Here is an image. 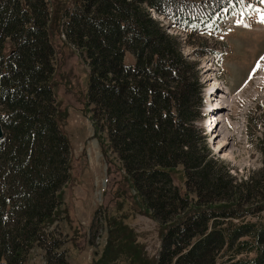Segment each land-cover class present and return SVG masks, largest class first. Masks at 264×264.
<instances>
[{"label": "trees", "instance_id": "obj_1", "mask_svg": "<svg viewBox=\"0 0 264 264\" xmlns=\"http://www.w3.org/2000/svg\"><path fill=\"white\" fill-rule=\"evenodd\" d=\"M230 1L73 0L66 11L68 1L51 0L49 12L48 0H0V264H26L36 246L46 264H70L65 242L47 230L70 177L49 36L61 26L85 53L95 129L106 130L136 198L159 223L156 264H264V218L244 220L256 213L242 212L264 195V172L240 179L211 155L196 123L198 63L152 15L192 36L232 13ZM199 43L208 49L205 40ZM179 165L184 191L171 175ZM116 227L118 234L128 229L121 222ZM129 232L117 251L140 264L141 247ZM142 260L147 264L144 253Z\"/></svg>", "mask_w": 264, "mask_h": 264}, {"label": "rangeland", "instance_id": "obj_2", "mask_svg": "<svg viewBox=\"0 0 264 264\" xmlns=\"http://www.w3.org/2000/svg\"><path fill=\"white\" fill-rule=\"evenodd\" d=\"M48 1L49 12H52L51 0ZM65 1H68L65 10L69 11L74 6L73 0ZM230 5L233 8L240 6L238 12L241 17H245L246 24L233 23L226 28L219 26L206 31V35L191 36L181 32L177 36L181 52L189 60L199 62L201 59L203 50L199 41L202 39L206 41L208 50L223 49L217 57L224 78L233 90L245 83L247 92L243 101H248V105L240 102L239 95L235 99L234 110L237 116L240 113L248 114L249 120L254 114L252 150L240 145L231 154H223L230 157L218 156L220 161L230 163L229 168L231 164L235 166L236 177L245 179L251 174L259 177L264 172V159L261 162L264 156V132L260 133L259 129L264 128V121L260 117L263 116L264 105V57L257 65L264 53V0H231ZM152 15L164 24L170 23L162 14L152 11ZM49 36L56 51V74L52 86L60 103L61 127L70 142V177L59 192L62 202L56 220L47 230L53 231L56 237L65 242L62 250H65L70 264H136L133 256L127 258L126 251H117L118 241L127 238L131 230L137 249L140 246L142 250L140 264H144L143 253L147 264H156L161 247L159 223L145 212L136 198L121 162L110 148L106 130L97 132L95 129L90 106H87L90 69L85 61V53L64 38L62 26L54 33L50 32ZM133 61L132 55L127 53L125 62L132 64ZM211 97L210 103L211 100L213 103ZM171 175L181 191H184L182 166L171 170ZM263 208L264 195L259 194L242 210L254 211L256 215L248 213L244 220L263 219ZM118 222L124 224L127 231L118 234ZM26 264H46L44 250L36 246Z\"/></svg>", "mask_w": 264, "mask_h": 264}, {"label": "bare ground", "instance_id": "obj_3", "mask_svg": "<svg viewBox=\"0 0 264 264\" xmlns=\"http://www.w3.org/2000/svg\"><path fill=\"white\" fill-rule=\"evenodd\" d=\"M244 23V21L241 22V24ZM200 68L201 79L204 85V95L206 98L204 105V129L206 130H204V133L209 134V146L213 154L216 155L215 157L218 158V156H223L224 153L229 154L233 152L234 149H238L237 143L246 139L250 126L249 115L240 113V115L237 116L235 114L234 103L236 97L239 95L231 94L222 81L215 80L218 68L215 65L212 55H207L202 59ZM210 95H212L211 99H214L213 103L211 100L212 104L209 99ZM222 109L224 111H222ZM207 116L208 120L206 122ZM228 123L229 125H224ZM228 147L231 148L230 151H228ZM223 157L230 156L226 155ZM230 172L233 175H237L236 168L232 164Z\"/></svg>", "mask_w": 264, "mask_h": 264}, {"label": "water", "instance_id": "obj_4", "mask_svg": "<svg viewBox=\"0 0 264 264\" xmlns=\"http://www.w3.org/2000/svg\"><path fill=\"white\" fill-rule=\"evenodd\" d=\"M3 136H4V130H3V127H2V125L0 123V139H2Z\"/></svg>", "mask_w": 264, "mask_h": 264}, {"label": "built area", "instance_id": "obj_5", "mask_svg": "<svg viewBox=\"0 0 264 264\" xmlns=\"http://www.w3.org/2000/svg\"><path fill=\"white\" fill-rule=\"evenodd\" d=\"M224 125H229V123L228 124H224Z\"/></svg>", "mask_w": 264, "mask_h": 264}]
</instances>
